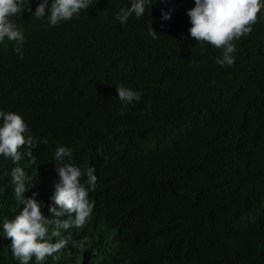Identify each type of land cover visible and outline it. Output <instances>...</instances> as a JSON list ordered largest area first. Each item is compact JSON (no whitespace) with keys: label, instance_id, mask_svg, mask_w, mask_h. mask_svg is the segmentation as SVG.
Returning <instances> with one entry per match:
<instances>
[{"label":"trees","instance_id":"trees-1","mask_svg":"<svg viewBox=\"0 0 264 264\" xmlns=\"http://www.w3.org/2000/svg\"><path fill=\"white\" fill-rule=\"evenodd\" d=\"M127 4L95 0L55 27L22 11L23 56L0 43V110L48 140L32 150L37 164L18 162L31 177L24 195L48 215L58 146L95 168L88 222L61 233L69 245L44 264H264V18L221 68L220 50L188 35L193 0H156L121 26L114 14ZM119 84L140 100L122 105ZM14 166L0 158V222L22 207ZM0 264H18L3 237Z\"/></svg>","mask_w":264,"mask_h":264},{"label":"clouds","instance_id":"clouds-1","mask_svg":"<svg viewBox=\"0 0 264 264\" xmlns=\"http://www.w3.org/2000/svg\"><path fill=\"white\" fill-rule=\"evenodd\" d=\"M154 2L156 0H128L127 6L114 14V20L123 26L130 17L139 19ZM94 3L95 0H37L33 10L31 0H0V43L5 40L14 42L13 51L22 57L25 36L13 17H20L22 11L29 12L37 20H46L48 27H55L78 17ZM172 11V7L167 11L161 9L160 20L166 22ZM258 13L264 18V0H193V6L186 10L190 25L188 35L196 43L219 49L220 55L215 58V63L221 68L231 67L236 50L233 41L249 34L252 25L258 21ZM147 35L153 40L157 38V32L150 27L148 20ZM115 92L125 106L138 102L142 95L122 84L115 86ZM47 143L46 138L37 139L29 132L19 113L0 110V158L15 165L7 174L17 206L22 205L13 218L0 222V237L9 239L11 256L18 264H29V261L44 264L47 257L55 259L53 254L70 243L69 238L62 237L61 233L82 228L94 205L89 198L96 186L94 166H86L82 171L72 163V149L63 145L55 148L50 159L55 162L57 181L47 204L48 215L43 214L45 204L36 199L35 192L27 197L24 195L31 186V177L26 174V167L19 166L18 162L28 157L29 165L37 164L32 150ZM86 244V237L78 242L80 248Z\"/></svg>","mask_w":264,"mask_h":264}]
</instances>
